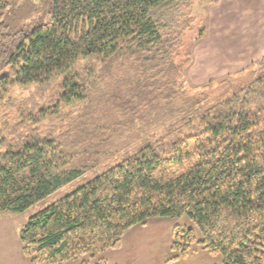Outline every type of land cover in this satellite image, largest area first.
<instances>
[{
    "label": "trees",
    "instance_id": "1",
    "mask_svg": "<svg viewBox=\"0 0 264 264\" xmlns=\"http://www.w3.org/2000/svg\"><path fill=\"white\" fill-rule=\"evenodd\" d=\"M49 2L48 20L23 30L30 10L7 18L0 0V212L23 211L206 98L182 84L191 0ZM9 86L34 90L1 112ZM183 214L222 264H264V74L38 211L20 240L32 264H60ZM173 238L186 253L194 229L176 225Z\"/></svg>",
    "mask_w": 264,
    "mask_h": 264
},
{
    "label": "rangeland",
    "instance_id": "2",
    "mask_svg": "<svg viewBox=\"0 0 264 264\" xmlns=\"http://www.w3.org/2000/svg\"><path fill=\"white\" fill-rule=\"evenodd\" d=\"M49 3L9 0L6 16L30 10L28 18L19 24V29L30 30L48 20ZM190 10L194 23L183 35L179 57L188 58L182 68V84L190 94L205 91L206 98L23 211H1L0 264H32L23 253L20 240V231L31 216L264 74V0H191ZM33 90V86L6 88L1 112L10 110L8 99L20 100ZM180 102L175 100L176 104ZM176 225L194 229L195 241L188 245L186 253L172 248ZM201 238V231L186 214L155 216L126 230L119 247L60 264H81L84 260L90 264H222V254L204 248L199 243Z\"/></svg>",
    "mask_w": 264,
    "mask_h": 264
}]
</instances>
